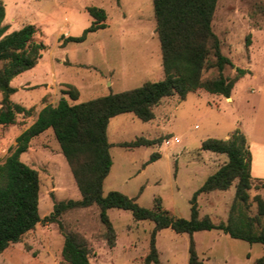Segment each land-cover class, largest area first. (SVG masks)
Returning <instances> with one entry per match:
<instances>
[{"label": "rangeland", "instance_id": "1", "mask_svg": "<svg viewBox=\"0 0 264 264\" xmlns=\"http://www.w3.org/2000/svg\"><path fill=\"white\" fill-rule=\"evenodd\" d=\"M0 2L8 33L30 24L36 29L34 41L45 45L37 65L11 81L16 89L11 100L30 113L17 115L12 125H0V165L10 155L16 138L45 106H56L62 97L70 104H79L164 77L152 0ZM89 6L105 11L106 27L88 33L82 42L62 45L64 38L79 37L91 25L93 19L86 12ZM211 27L222 54L248 73L236 82L228 100L198 90L185 100L176 95L161 99L149 122L132 113L111 118L107 138L112 166L104 181L103 196L118 191L149 209L160 198L164 210L188 219L194 192L227 162L224 154L200 150L201 143L242 130L249 135L250 153L257 149V143H264V0H217ZM209 60L211 63L214 58ZM234 74L230 67L223 71L224 76ZM214 75V69L205 71L203 79ZM67 84L79 90L76 101L64 94ZM138 139L154 144L123 146ZM155 153L159 158L149 162ZM19 159L38 173L41 220L52 213L54 204L81 199L51 129L32 138ZM262 181L252 182L248 202L240 205L251 217L256 215L254 197L264 200ZM236 184L237 180L226 191L199 194V217L207 216L214 224L226 222ZM107 215L115 232L112 247L106 241L99 210L93 205L63 212L58 218L62 230L56 223H38L0 254V264H65L61 257L64 233L87 241L90 264H144L154 224L135 221L127 210L112 208ZM192 237L204 264H254L257 258H264V244L234 239L218 230L194 232ZM189 239L188 234L170 228L158 231L155 247L161 264H187Z\"/></svg>", "mask_w": 264, "mask_h": 264}, {"label": "trees", "instance_id": "2", "mask_svg": "<svg viewBox=\"0 0 264 264\" xmlns=\"http://www.w3.org/2000/svg\"><path fill=\"white\" fill-rule=\"evenodd\" d=\"M216 4L217 0H152L164 75L162 80L145 82L135 89L79 104H70L62 97L56 106L47 105L39 111L35 121L16 138L10 155L0 165V254L9 245L19 242L38 223H56L62 230L58 218L63 212L93 205L99 210V219L106 228V241L110 247L115 245L116 239L107 215L108 209L127 210L135 221L154 224L144 264H161L155 235L166 228L189 235L187 264H204L196 252L192 237L194 232L218 230L234 239L264 244V200L258 195L254 197V217L245 214L240 207L248 202L247 191L251 189L252 182L263 181L251 177V155L246 138L239 131L226 140L208 138L201 143L200 150L224 154L227 162L209 175L194 192L189 201L188 219L175 217L164 210L160 198H156L154 206L149 209L139 206L135 198L118 191H110L103 196L104 181L112 166L111 145L107 138L111 118L132 113L139 120L149 122L154 118L153 108L161 99L176 95L185 100L188 94L198 90L229 99L236 82L248 73L235 67L221 52L220 42L211 27ZM86 12L93 19L91 25L79 37L64 38L62 45L82 42L88 33L106 27V13L102 8L89 6ZM4 18L5 9L0 2V125L7 126L15 123L17 115L30 113V109L11 100L16 92L11 81L37 65L45 45L34 41L36 29L30 24L8 33V27L3 24ZM210 57L214 58L211 63ZM227 67L234 69L233 76L223 75ZM211 69L216 71V75L203 79V73ZM66 88L64 94L71 101H76L79 90L71 84H67ZM48 129L52 130L59 144L81 199L54 204L52 213L41 220L38 214V173L21 162L19 157L27 151L32 138ZM153 144L151 140L138 139L123 146ZM158 158L155 153L149 162ZM235 180L234 200L227 221L214 224L207 216L200 218L197 196L226 191ZM63 236L61 257L64 263L90 264L87 241L74 233H64ZM254 264H264V258H257Z\"/></svg>", "mask_w": 264, "mask_h": 264}, {"label": "crops", "instance_id": "3", "mask_svg": "<svg viewBox=\"0 0 264 264\" xmlns=\"http://www.w3.org/2000/svg\"><path fill=\"white\" fill-rule=\"evenodd\" d=\"M242 133L248 142L249 135L243 130H242ZM228 138L229 136H225L224 140ZM250 143L251 141L249 140V144ZM255 146L257 147V149L254 151L252 150L250 153L251 155L250 174L253 179L264 180V143H257V145Z\"/></svg>", "mask_w": 264, "mask_h": 264}]
</instances>
